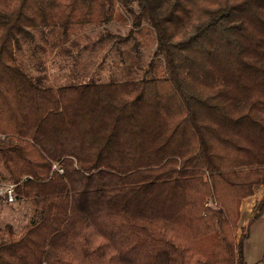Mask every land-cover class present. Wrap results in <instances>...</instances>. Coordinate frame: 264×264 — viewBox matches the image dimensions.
Wrapping results in <instances>:
<instances>
[{"label":"trees","instance_id":"obj_1","mask_svg":"<svg viewBox=\"0 0 264 264\" xmlns=\"http://www.w3.org/2000/svg\"><path fill=\"white\" fill-rule=\"evenodd\" d=\"M117 5L133 16L114 42L150 29L156 45L133 75L139 50L118 46L129 65L94 78L78 55L93 42L75 34ZM53 54L70 58L61 84ZM1 177L32 216L0 227V264H249L264 211V0H0Z\"/></svg>","mask_w":264,"mask_h":264},{"label":"rangeland","instance_id":"obj_2","mask_svg":"<svg viewBox=\"0 0 264 264\" xmlns=\"http://www.w3.org/2000/svg\"><path fill=\"white\" fill-rule=\"evenodd\" d=\"M133 9L137 10V5L133 4ZM133 14L121 5L116 6V15L110 21L103 25H96L93 23H86L77 29L75 36L80 38V40H88L86 44L92 43L91 46L86 49L87 51H82L78 53L81 59H86L89 61L91 66L94 68L93 77L96 78L100 76L101 79H107L109 76V65L112 64L113 67H123L129 65L130 61L124 59L123 65H119V58L117 47L120 46L125 51L135 55V50H139L140 58L138 63L131 64L132 75L139 73L140 70L137 69V65H144L151 57L156 41L155 35L150 29H143L136 31L135 40L137 44L132 46L134 40H129L121 43H115V35L126 34L130 27V22ZM144 25L148 27V24L144 22ZM149 28V27H148ZM102 35L103 40L99 41L98 38ZM88 39H87V38ZM93 50V52L91 50ZM75 54H71V58H75ZM49 58V57H48ZM50 59V64H53L57 60L58 63L63 67L62 74L67 73L65 65L69 63L67 55H55ZM68 61V63H67ZM57 64V63H56ZM99 64V65H98ZM53 68V65H52ZM117 73V70H115ZM64 79L59 84L65 82ZM8 184V181L4 177L0 178V196L4 199L0 200V227H4L6 224H11L15 232H19L21 227L30 219L32 216V207L27 201H8L3 188ZM262 191L258 189L252 197H247L245 199L251 198L249 201H244L243 199L240 205V218L238 221L239 228L246 224L247 219L251 212V207L253 203L261 196ZM248 205V209L246 206ZM264 252V211L262 215L252 223L249 229L248 238L244 241V259L249 264H257L260 257ZM264 261V260H263Z\"/></svg>","mask_w":264,"mask_h":264},{"label":"crops","instance_id":"obj_3","mask_svg":"<svg viewBox=\"0 0 264 264\" xmlns=\"http://www.w3.org/2000/svg\"><path fill=\"white\" fill-rule=\"evenodd\" d=\"M55 55H51L49 56V58H52L54 57ZM48 58L47 62H46V70H47V73H48V76H49V81L52 82L53 84H59L60 82H62L64 79H66L68 76V74L70 73V70H68L67 68L69 67H64V69L66 68L67 69V73H64L62 74V71H63V67L60 65V63L56 61L53 62V64H50V59ZM81 62L83 64H87V61L86 59L84 60H81ZM57 63V64H56ZM52 65H53V68H52ZM88 70L87 68H83L82 65L76 67V70H75V75H84V74H87ZM251 198H248V199H245L244 201H249ZM243 201V202H244ZM246 209H248V205L246 206ZM264 254V252H263ZM264 256L262 255L260 257V259L258 260V263L257 264H264Z\"/></svg>","mask_w":264,"mask_h":264},{"label":"built area","instance_id":"obj_4","mask_svg":"<svg viewBox=\"0 0 264 264\" xmlns=\"http://www.w3.org/2000/svg\"><path fill=\"white\" fill-rule=\"evenodd\" d=\"M3 190H4V192H1V193L5 194L7 200L10 202L14 201L13 185L8 184L5 186V188H3Z\"/></svg>","mask_w":264,"mask_h":264}]
</instances>
